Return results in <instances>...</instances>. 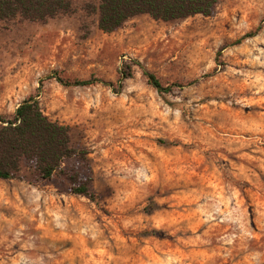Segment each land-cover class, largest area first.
<instances>
[{"label": "rangeland", "instance_id": "obj_1", "mask_svg": "<svg viewBox=\"0 0 264 264\" xmlns=\"http://www.w3.org/2000/svg\"><path fill=\"white\" fill-rule=\"evenodd\" d=\"M85 2L0 24V115L38 95L86 151L63 168L93 195L0 178V264H264V0L111 33Z\"/></svg>", "mask_w": 264, "mask_h": 264}, {"label": "trees", "instance_id": "obj_2", "mask_svg": "<svg viewBox=\"0 0 264 264\" xmlns=\"http://www.w3.org/2000/svg\"><path fill=\"white\" fill-rule=\"evenodd\" d=\"M218 2L219 0H87L82 9L97 18L100 30L111 33L121 28L126 21L142 14L165 22L196 14L208 16ZM74 7L75 0H0V24L16 19L45 23L59 15L71 13ZM255 33L256 31L245 36ZM120 73L119 87L124 78L131 76V65L124 64ZM143 74L158 91L171 90L172 85L164 86L153 73L143 69ZM48 78H55L64 86H90L97 82L113 86L111 82L95 78L64 79L55 72ZM85 155V150L73 145L71 128L45 114L38 95L22 100L10 117L0 115L2 179H19L36 184L49 182L56 175L68 177L64 164L71 159L84 161ZM68 179L71 181L70 189L73 194L93 198L85 180H79L75 176H69Z\"/></svg>", "mask_w": 264, "mask_h": 264}]
</instances>
